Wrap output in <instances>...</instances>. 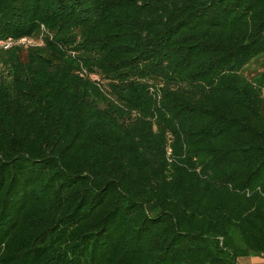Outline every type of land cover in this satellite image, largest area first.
<instances>
[{"label":"trees","instance_id":"16d2710c","mask_svg":"<svg viewBox=\"0 0 264 264\" xmlns=\"http://www.w3.org/2000/svg\"><path fill=\"white\" fill-rule=\"evenodd\" d=\"M0 264L264 258V0H0Z\"/></svg>","mask_w":264,"mask_h":264},{"label":"rangeland","instance_id":"374dc122","mask_svg":"<svg viewBox=\"0 0 264 264\" xmlns=\"http://www.w3.org/2000/svg\"><path fill=\"white\" fill-rule=\"evenodd\" d=\"M29 40L31 41V44L28 45V47L31 45L38 46V45L42 44V40L40 38H31ZM25 48H26V46H25ZM262 71H264V56L259 58L256 61L252 62L247 67L246 74H248L249 76H253V75H256L257 73H260ZM3 73H5V68H4L3 62L1 61L0 62V78H1V74H3Z\"/></svg>","mask_w":264,"mask_h":264},{"label":"built area","instance_id":"2783aa9c","mask_svg":"<svg viewBox=\"0 0 264 264\" xmlns=\"http://www.w3.org/2000/svg\"><path fill=\"white\" fill-rule=\"evenodd\" d=\"M29 39L31 38L24 37L20 39H8V40L0 41V58H1V51L8 50L13 46L23 45L28 47V45L31 44V41Z\"/></svg>","mask_w":264,"mask_h":264},{"label":"crops","instance_id":"0c3cea01","mask_svg":"<svg viewBox=\"0 0 264 264\" xmlns=\"http://www.w3.org/2000/svg\"><path fill=\"white\" fill-rule=\"evenodd\" d=\"M250 264H264V258L261 257H251L249 260Z\"/></svg>","mask_w":264,"mask_h":264}]
</instances>
